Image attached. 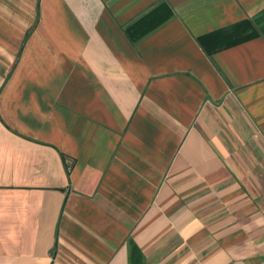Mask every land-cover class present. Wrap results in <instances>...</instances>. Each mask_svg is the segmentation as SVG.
<instances>
[{"label":"crops","instance_id":"0c3cea01","mask_svg":"<svg viewBox=\"0 0 264 264\" xmlns=\"http://www.w3.org/2000/svg\"><path fill=\"white\" fill-rule=\"evenodd\" d=\"M0 264H264V0H0Z\"/></svg>","mask_w":264,"mask_h":264}]
</instances>
